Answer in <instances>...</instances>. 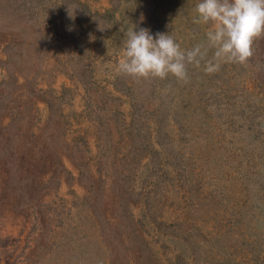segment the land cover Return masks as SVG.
I'll return each mask as SVG.
<instances>
[{"label":"rangeland","instance_id":"1","mask_svg":"<svg viewBox=\"0 0 264 264\" xmlns=\"http://www.w3.org/2000/svg\"><path fill=\"white\" fill-rule=\"evenodd\" d=\"M198 2L0 0V264H264V35L118 72L134 27L206 42Z\"/></svg>","mask_w":264,"mask_h":264},{"label":"clouds","instance_id":"2","mask_svg":"<svg viewBox=\"0 0 264 264\" xmlns=\"http://www.w3.org/2000/svg\"><path fill=\"white\" fill-rule=\"evenodd\" d=\"M193 22L208 25L206 42L182 50L171 35L147 28L125 32L118 72L133 80L165 79L171 74L188 82V65L213 74L221 65H244L253 55L254 39L264 35V0H200ZM98 29L104 31L98 23ZM212 55L209 58L208 53Z\"/></svg>","mask_w":264,"mask_h":264}]
</instances>
